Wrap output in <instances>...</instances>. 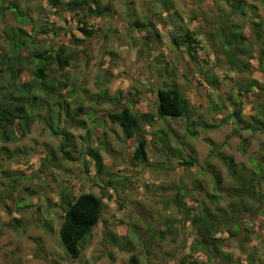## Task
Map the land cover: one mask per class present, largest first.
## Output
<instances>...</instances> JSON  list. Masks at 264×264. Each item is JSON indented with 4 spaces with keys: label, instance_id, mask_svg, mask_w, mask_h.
I'll return each instance as SVG.
<instances>
[{
    "label": "rangeland",
    "instance_id": "1",
    "mask_svg": "<svg viewBox=\"0 0 264 264\" xmlns=\"http://www.w3.org/2000/svg\"><path fill=\"white\" fill-rule=\"evenodd\" d=\"M124 1L132 0H100L103 4L112 2L115 10L103 17H89V23L96 29V33L90 37L84 36L78 28L82 13L70 11L67 0H61L59 4L64 10L52 20L63 27L62 34L66 35L63 39L74 42L76 37L85 38L78 47L87 49L86 53L79 50L80 59L69 68L72 76L69 83L76 85L78 100L96 111L93 115L100 119L97 126L102 128L104 135L101 137V134H96L89 115L81 116L87 120V128H71L64 122L62 126L73 135L75 146L72 153L77 157L88 142L94 146L99 140H107L108 150L102 148L101 151L105 160L104 170L102 174H97L96 165L88 156L77 161L63 159L59 148L62 137L53 135L39 120L23 139L6 143L16 152L10 162L2 160L0 155V264H183V260L187 264H264V171L254 175L255 183H260L255 184V195L237 198L243 209L242 215L236 218L239 225L237 232L235 226L230 224L231 220H228L227 226L222 225L229 228L233 235L223 232L228 237L219 252L220 256L210 258L205 250L194 251L192 246L198 238L189 234V225L185 227L182 222H178L184 217L179 213L181 208L170 205L166 209V198L177 195L186 202V207L193 204L195 198H206L215 208L217 204L207 197V194L214 192L216 177L208 171L213 168L222 176L219 189L225 193L218 205L230 212V195L233 190H238L239 181L228 175L229 167L220 161L219 155H212L214 146L220 145V154L235 157V162L239 164L237 168L244 169L243 178L250 177L255 163L262 165L264 170V132L257 127L254 130L245 127L250 122L249 114L255 113V109L249 104L243 107L242 124L239 127L235 119L228 116L237 109L234 101V98H240L237 85L246 82L249 74L229 71L224 59L217 56L215 45H211L210 38L205 35V32L214 30L217 24L219 6H226L227 10L229 5H226L225 0H204L202 3L198 0H174L176 15L168 13L171 11L161 14V23L166 28L152 27L138 35L129 23L136 17L135 14L143 19L151 9L159 15L157 12L165 10L171 3L174 5V2L167 0L165 6L157 0H133L135 9L126 13L125 10L132 4L126 6ZM248 2L257 4L264 16V0ZM9 6L28 10L34 18L41 19L40 22L45 20L47 11L49 15V10H53L48 0H0L2 50H9V36L19 26ZM194 18L197 22L193 21ZM205 18L209 24L206 20L201 21ZM201 22V56L209 60L208 64L206 61L195 63L185 49L189 45L174 46L173 50L167 47L172 45L170 33L173 28L195 29L196 24ZM28 29L34 31L32 26H28ZM158 30L160 35L156 37ZM51 39L57 41L54 36ZM191 53L195 54V49ZM198 68H202L203 74L209 69L214 72L219 78V85L209 84L205 75L198 73ZM161 70L169 76L176 70V80L182 87L183 96L190 103L188 114H193L192 119L199 120L203 116L208 124H217L218 127L200 128L199 137L191 138L186 135L185 120L167 117L168 120H164L166 127L161 119L153 126L142 123L141 132L131 140L125 135L121 124L113 123L108 117V112L117 110L118 105L110 101L92 105L96 93L101 92L100 87H104L110 94L121 92L122 99L133 100L134 108L140 114L154 112L149 100H157L155 89L165 79L164 76L157 77ZM134 85L142 93L144 91V96L138 91L134 94ZM148 88L152 91L146 90ZM169 122L183 140L182 146L187 145L195 155L198 166L185 169L180 163L182 158L172 155L171 150L155 140L161 136V129H169ZM155 129H160L159 134L153 132ZM88 130L89 140L85 138ZM143 132L149 137V159L145 163L130 157ZM174 144L173 141L172 146ZM51 156L56 158L59 166L56 164L47 169L42 166V160L44 157L48 160ZM200 168L204 175H200ZM112 174L119 180L125 176L129 178L125 177L121 184L114 182L109 186L106 182ZM198 180L203 186L199 192L194 185ZM64 187L76 194L91 191L104 200L102 219L84 241L83 253L79 258L71 257L60 239L59 229L64 211L59 204ZM180 188L186 192L181 194ZM257 193L263 197L257 198ZM14 217L22 220L17 229L10 226ZM172 221L183 229L181 235L167 234L162 240L158 238L165 225ZM110 237L114 241H110ZM230 254H235L238 259H231Z\"/></svg>",
    "mask_w": 264,
    "mask_h": 264
},
{
    "label": "trees",
    "instance_id": "2",
    "mask_svg": "<svg viewBox=\"0 0 264 264\" xmlns=\"http://www.w3.org/2000/svg\"><path fill=\"white\" fill-rule=\"evenodd\" d=\"M157 1L160 4L162 2L165 6L168 3L167 0ZM169 1L174 2V0ZM60 2L61 0H48V4L52 6L53 10H49V15L48 11L45 10L47 12L43 22H40L41 19L39 18H34L28 10H23L19 6L8 7L16 15L19 26L9 36L8 42L11 46L9 50L0 48V141L2 142L0 144V155L2 160L10 162L16 151L6 146V143L23 139L31 132L32 125L39 120L50 129L53 135L62 137L59 148L63 159L77 161L83 156H88L94 161L97 174L100 175L104 170L105 161L101 151L102 148H107L108 150L107 142H105L107 140H99L94 146L88 142L84 150L80 149L77 157L72 153L75 146L73 135L66 127L62 126L64 122L71 128H87V120L81 116L89 115L92 117L91 124L95 126L96 134H101V137L104 135L101 128L97 126L98 118L93 115L96 111L91 106H87L82 100H78L79 95L76 94V85L69 83L72 77L69 68L80 59L79 50L82 49V52L86 53L87 49L78 47L85 38L76 37L74 42H68L63 39L66 37V35L62 34L63 27H59L52 20L64 10L59 5ZM198 2L202 3L204 0H198ZM225 2L226 5H229V8L226 10V6H219L217 24H215L214 30L205 32V35L210 38L211 45H215L217 56L224 59L229 71L244 75L249 74L246 82L237 85L240 98L237 100L234 98V101L241 107L228 116L236 118V124L239 127L242 124V107L249 104L255 109V113L249 114L250 122H247L245 127L252 130L257 127L258 130L264 132V16L259 12L258 5L248 2V0H225ZM124 4L126 5L127 3L124 2ZM160 4L159 7L161 9ZM170 6H167L165 10H160V13L164 14L171 11L168 13L176 15L175 10H177V7L175 2L174 5L171 3ZM67 8L74 14L82 13L83 17L80 16L79 22L81 24H78V28L86 37L96 33L95 27L87 20L89 17H103L115 10L112 2L103 4L100 0H67ZM135 15L136 17L131 22L129 21L130 27L132 30L137 31L138 35H141L152 25V22L142 21L137 14ZM202 17L204 18V15ZM205 20L202 19L201 21ZM193 21L197 22V19L194 18ZM202 22L196 24L195 29L186 27L179 32V28H173L170 33L172 45L167 46L169 50H173L174 46L183 47L189 45L185 49L191 54L194 62L206 61L208 64L209 60L203 59V56H201L203 50L199 46L201 45L199 34L203 32L200 29ZM206 22L208 23V21ZM28 26H32L34 31H29ZM159 35L160 32L158 30L156 37ZM52 36L56 37L57 41L51 39ZM43 37L50 38L46 40L42 39ZM194 49L195 54L191 53ZM197 71L199 74L205 75L209 84L219 85V78L211 70L206 71L204 74L202 73V68H198ZM162 76L165 79L155 89L157 100H149L152 103L150 104L151 108L155 110L154 112L140 114L138 109L134 108L133 100L122 99L121 92L110 94L109 90L104 87H100L101 92L96 93V98L93 100L92 105L97 106L102 101H110L114 105H118V109L112 110L108 117L113 123L121 124L128 138L135 137L137 133L141 132L139 130L142 128V123L153 126L158 119H161L166 127L167 124L164 120H168L166 119L167 117H181L180 120H185L186 135L191 138L199 137L200 128L212 129L218 127L217 124H208L202 118L203 116L199 120H194L191 117L193 114H188L190 103L183 96L182 87L176 80V70L170 76L166 71L161 70V74L158 71L157 77L162 78ZM188 78L189 83H191L190 75H188ZM136 88L137 85H134L135 95L142 91ZM146 90L152 91L151 88ZM223 91L226 94L225 90ZM141 95L144 96V91L143 93L141 92ZM159 130L155 129L153 132L159 134ZM88 134H90L89 130L85 134L87 140H89ZM141 134L143 138L136 145L133 158L145 163L149 159L147 152L149 137L144 132ZM155 140L167 150H171L172 155L182 158L180 163L185 169L196 166L197 159L195 155L187 145L184 144V147L182 146L183 140L171 128L170 122L169 129H161V136ZM173 141L175 144L172 146ZM245 141H248V139ZM211 153L212 155H219L220 161L229 167L230 172L228 175L233 180L239 181L238 190H231L230 212L218 205L224 197L222 195L225 193L219 189V185L222 184V176L213 168H209L208 171L216 177L217 186L213 188L214 192H211L212 194H207V197L217 204L215 208L211 207L206 198H195L194 203L188 207H186V202L179 199L180 196L178 197V195L174 198H166L165 201L166 209L170 205L181 208L179 213L184 215V217L178 222H182L185 227L189 225L191 227L189 234L198 238L192 249L194 251L196 249L205 250L210 258H214L221 255L219 252L222 249V245L225 244L227 235H233V232L226 227L229 224L227 223L229 222L228 220H231L232 223L230 224L235 226V232L239 229L236 218L242 215L241 211L243 209L238 204L237 198L241 199L255 195V184L260 185V183H255L254 175L262 173L264 170L262 165L255 163L250 177L243 178L244 169L243 167L237 168L239 164L235 162L233 155L220 154V145L214 146ZM44 158L42 166L47 169L52 165L57 164L56 166H59L55 157L51 156L48 160L46 157ZM162 165L167 168L164 163ZM201 174L204 175V172L201 171ZM114 177L115 175L112 174L106 184L109 186L114 182L121 184L125 181L124 178L126 176L120 180ZM194 185L195 190L198 192L203 190L200 180L196 181ZM69 189L64 187L60 193L59 205L64 211L63 222L59 229L60 239L62 246L68 251L70 256L79 258L83 253L84 241L92 234L95 226L101 221L104 200L101 196L91 191L76 194ZM180 189L181 194L186 192L183 188ZM256 197L262 198L263 196L257 193ZM182 207H186L185 210ZM21 222L20 218L14 217L10 222V224L12 223L10 226L17 229L20 227ZM223 224L226 226H222ZM165 227L161 231V235L158 236L157 234L158 238L161 237V240L167 234L178 237V235H181V230L183 231L173 221L167 223ZM224 231L227 235H223ZM114 237L116 238L117 236L114 235ZM110 241H114V238L110 237ZM232 257L233 259H238L235 254H230L231 259ZM132 259L137 261L136 257ZM183 264H187V262L183 260Z\"/></svg>",
    "mask_w": 264,
    "mask_h": 264
},
{
    "label": "bare ground",
    "instance_id": "3",
    "mask_svg": "<svg viewBox=\"0 0 264 264\" xmlns=\"http://www.w3.org/2000/svg\"><path fill=\"white\" fill-rule=\"evenodd\" d=\"M124 2H126L127 4H126V6H129L130 4H132V6L130 7V8H127L126 10H125V12L126 13H128L130 10H134L135 9V7H133V0L132 1H124ZM149 9V8H148ZM159 15H157L156 13H154V12H152V10L151 9H149L148 10V14H146V16L143 18V19H141L142 21H147V22H152V25H150V27H149V29H151L152 27L154 28V27H159L160 29L161 28H166V26H165V24H163V23H161V17H162V15H164V14H162L161 15V13L160 12H157ZM82 17H83V15H81ZM165 17V16H164ZM206 19V18H205ZM87 20H89V19H87ZM206 21H208V20H206ZM181 30H184V28H179L178 29V31L180 32ZM153 35V34H152ZM150 37V36H149ZM200 46V45H199ZM206 55V54H205ZM210 70V69H209ZM205 72H206V70H205ZM204 72V73H205ZM236 106H237V109L239 108V107H241V106H239V105H237L236 104ZM112 110H110L109 112H108V114L111 112ZM242 112H243V107H242ZM242 116H243V114H242ZM242 116H241V118H242ZM234 119V118H233ZM236 119V118H235ZM237 120V119H236ZM235 120V121H236ZM99 122H100V119H99ZM102 129V128H101ZM133 138L134 137H130V139L131 140H133ZM143 138V137H142ZM137 142H139V140L137 141ZM138 144V143H137ZM147 146H148V144H147ZM148 152V151H147ZM133 153H134V151H133ZM133 153L131 154V156L130 157H133ZM12 161V160H11ZM196 166H198L197 164H196ZM201 171H203V169H201L200 168V175H201ZM221 181H222V179H221ZM217 186V179L215 180V184L213 185V188H215ZM83 192H89V191H83ZM102 219V218H101Z\"/></svg>",
    "mask_w": 264,
    "mask_h": 264
},
{
    "label": "water",
    "instance_id": "4",
    "mask_svg": "<svg viewBox=\"0 0 264 264\" xmlns=\"http://www.w3.org/2000/svg\"><path fill=\"white\" fill-rule=\"evenodd\" d=\"M256 128V127H255Z\"/></svg>",
    "mask_w": 264,
    "mask_h": 264
}]
</instances>
